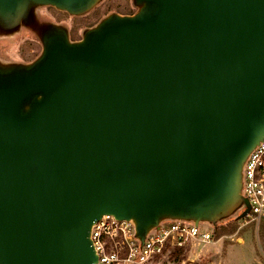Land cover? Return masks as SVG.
<instances>
[{
    "label": "water",
    "instance_id": "water-1",
    "mask_svg": "<svg viewBox=\"0 0 264 264\" xmlns=\"http://www.w3.org/2000/svg\"><path fill=\"white\" fill-rule=\"evenodd\" d=\"M0 0V38L52 6ZM72 40L44 22L32 61L0 57V264H96L104 215L143 244L169 220L247 216L264 140V0H133Z\"/></svg>",
    "mask_w": 264,
    "mask_h": 264
},
{
    "label": "built area",
    "instance_id": "built-area-1",
    "mask_svg": "<svg viewBox=\"0 0 264 264\" xmlns=\"http://www.w3.org/2000/svg\"><path fill=\"white\" fill-rule=\"evenodd\" d=\"M243 194L251 204L245 220H261L264 217V140L254 148L245 163ZM202 224L205 223L165 221L150 231L142 244L131 220L104 215L94 223L91 233L99 256L96 264H147L169 252L186 248L191 242L209 244L224 237L230 241L239 238L236 234L216 237L214 227L205 224L209 229L202 230Z\"/></svg>",
    "mask_w": 264,
    "mask_h": 264
},
{
    "label": "rangeland",
    "instance_id": "rangeland-1",
    "mask_svg": "<svg viewBox=\"0 0 264 264\" xmlns=\"http://www.w3.org/2000/svg\"><path fill=\"white\" fill-rule=\"evenodd\" d=\"M56 9V8H55ZM128 0H103L98 7L92 12L83 16H72L68 13L55 10L54 14L60 19L66 21V25L72 28L73 38H81L82 31L101 20L107 13L113 11L130 10ZM43 16L36 14L26 26L24 31L19 32L11 38L0 39V57L5 60H21L30 62L34 60L42 51L41 29L44 23ZM202 230L209 229L207 225H201ZM212 230V229H211ZM236 234L244 241H230L224 237L218 245L224 251L231 252L234 261L239 260L251 261L256 258L264 263V217L261 220H245V216L237 215L232 217L218 226L216 237ZM204 246H212V243ZM214 250V249H213ZM188 257L179 254L178 250L169 252L163 257L156 258L147 264H186ZM197 260L195 264L208 262ZM212 264V263H211Z\"/></svg>",
    "mask_w": 264,
    "mask_h": 264
},
{
    "label": "crops",
    "instance_id": "crops-1",
    "mask_svg": "<svg viewBox=\"0 0 264 264\" xmlns=\"http://www.w3.org/2000/svg\"><path fill=\"white\" fill-rule=\"evenodd\" d=\"M222 240L223 238L217 242H212V246H204L205 244L191 242L186 248H179L178 252L180 251L181 255L188 257L186 264H195L197 260L203 261L204 259L209 260L208 262L212 264H264L256 260V258L251 261H244L243 259L238 262L234 261L233 257H230L231 252H226V255H224L225 250H222L218 246ZM241 241H244V239L239 237L237 242L243 243Z\"/></svg>",
    "mask_w": 264,
    "mask_h": 264
},
{
    "label": "flooded vegetation",
    "instance_id": "flooded-vegetation-1",
    "mask_svg": "<svg viewBox=\"0 0 264 264\" xmlns=\"http://www.w3.org/2000/svg\"><path fill=\"white\" fill-rule=\"evenodd\" d=\"M128 3H129V5H130V7H131V9L130 10H125V11H113V12H117V13H120V14H123V15H129V14H133L134 12H136V10H137V6H135V4H134V2H133V0H128ZM100 5V4H99ZM98 6H96L93 10H95L96 8H97ZM55 10H58V9H55V7H52V6H47V7H43V8H41L39 11H37V13L36 14H41L42 16H43V19H44V21H46V22H54V23H59V24H62V25H64V26H66L67 28H68V30H69V32H70V37H71V39L72 40H79L78 38H73V36H72V28H70L68 25H66V21H64L63 19H59L55 14H54V11ZM93 10H91L90 12H92ZM60 12H63V13H68V12H66V11H61L60 10ZM89 12V13H90ZM112 13V12H111ZM69 14V13H68ZM88 14V13H87ZM109 13H107L106 15H108ZM86 15V14H85ZM105 15V16H106ZM72 16H78V15H72ZM80 16H83V15H80ZM100 21V20H99ZM98 21V22H99ZM97 22V23H98ZM96 24V23H95ZM95 24H93V25H91V26H94ZM91 26H89V27H91ZM87 28V27H86ZM26 28H25V26H23L22 28H21V30H19V31H17L16 33H13V34H11V35H8V36H4L2 39H4V38H11V37H14L15 35H17L19 32H21V31H24ZM81 37H82V35H81ZM1 39V38H0ZM41 42V41H40ZM41 44H42V42H41ZM18 61H21V60H18Z\"/></svg>",
    "mask_w": 264,
    "mask_h": 264
},
{
    "label": "trees",
    "instance_id": "trees-1",
    "mask_svg": "<svg viewBox=\"0 0 264 264\" xmlns=\"http://www.w3.org/2000/svg\"><path fill=\"white\" fill-rule=\"evenodd\" d=\"M179 254H181V252L179 251Z\"/></svg>",
    "mask_w": 264,
    "mask_h": 264
}]
</instances>
